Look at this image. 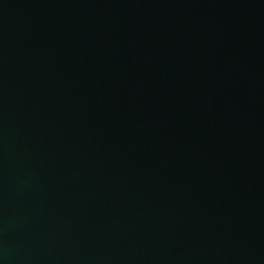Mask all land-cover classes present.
Returning <instances> with one entry per match:
<instances>
[{
    "label": "water",
    "instance_id": "obj_1",
    "mask_svg": "<svg viewBox=\"0 0 264 264\" xmlns=\"http://www.w3.org/2000/svg\"><path fill=\"white\" fill-rule=\"evenodd\" d=\"M0 264H264V0H0Z\"/></svg>",
    "mask_w": 264,
    "mask_h": 264
}]
</instances>
